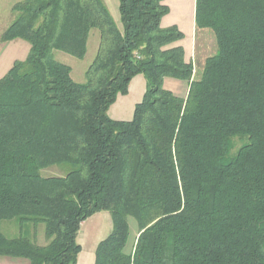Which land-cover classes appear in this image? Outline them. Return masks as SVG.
I'll use <instances>...</instances> for the list:
<instances>
[{"label": "trees", "instance_id": "trees-1", "mask_svg": "<svg viewBox=\"0 0 264 264\" xmlns=\"http://www.w3.org/2000/svg\"><path fill=\"white\" fill-rule=\"evenodd\" d=\"M119 11L123 29L103 0L13 6L2 41L30 51L0 78V257L76 264L82 223L106 210L113 228L94 264H264V0H196L195 25L217 46L198 76L185 34L164 25L165 0H119ZM93 29L79 82L54 50L84 58ZM138 74L133 118H111ZM53 165L71 168L43 176Z\"/></svg>", "mask_w": 264, "mask_h": 264}, {"label": "rangeland", "instance_id": "rangeland-1", "mask_svg": "<svg viewBox=\"0 0 264 264\" xmlns=\"http://www.w3.org/2000/svg\"><path fill=\"white\" fill-rule=\"evenodd\" d=\"M22 0H0V78L4 76L7 71L12 67L13 63L18 60H25L30 51V44L23 39H16L13 41H2V34L6 28L13 22L16 14L13 12V6ZM108 9L110 10L114 20L120 28L123 29V23L119 11V0H103ZM173 15L168 14L166 18L171 19ZM185 19V17H184ZM170 21V20H167ZM174 22H172L173 24ZM180 28V24H176ZM181 29V28H180ZM185 34L184 44H187L188 57L194 64V75L201 73L204 68L207 57L213 55L216 52V39L212 30L210 29H196L194 30L192 42L193 46H188V42L191 39V33L189 29H181ZM100 41V33L98 29L91 31L88 51L84 58H77L65 52L54 50L55 57L58 61L69 65L72 68V75L76 81H86V70L94 60L98 45ZM184 84V85H183ZM181 83L179 88H175L176 93L185 95L187 92L186 83ZM143 87L146 88V80L143 74L136 77L132 92L130 95H120L118 103L116 102L108 109V115L111 118H115V115H121V119H132L134 115V103L135 100L141 97ZM131 106H133L131 110ZM240 140H236V147L241 145ZM71 168L69 165H53L41 170L43 176H62L66 173L67 169ZM15 221H3L1 223L2 231L8 236H16L19 234V225H15ZM130 222V238L128 247L134 242L135 236L138 235L137 223L133 218H129ZM113 228V220L109 211H100L87 218L81 226L78 241L82 245V250L78 257L76 264H94L95 251L97 244L105 239ZM43 232V231H42ZM7 260L5 264H29V260L25 258H8L0 257Z\"/></svg>", "mask_w": 264, "mask_h": 264}, {"label": "crops", "instance_id": "crops-1", "mask_svg": "<svg viewBox=\"0 0 264 264\" xmlns=\"http://www.w3.org/2000/svg\"><path fill=\"white\" fill-rule=\"evenodd\" d=\"M165 3L170 7V13L169 14L173 15V17L171 19L166 18L164 20V25L165 26L173 25V24H180V28L181 29H183V30H185V29L188 30L189 29V32L191 34L194 32V30L196 31V29H197V27L195 25V3H196V0H165ZM184 17H185V19H184ZM167 20H170V21H167ZM172 22H174V23L172 24ZM191 36L192 37H191V39L188 42V46H193V44H194V42H192L193 34ZM184 45H185V47L187 46V44H184ZM139 75H141V74L136 75L132 79V81L130 83V86H129L128 95L131 94L133 83H134L136 77L139 76ZM145 80H146V78H145ZM180 83H181V86H183L184 84L182 85V83H185V82H179V81H174V80L173 81H169V82L167 81L168 87L170 89L174 90V91H175V88H179ZM186 85H187V92H186V94H187L188 90H189V85L187 83H186ZM145 90H146V88L143 87L142 93H141V97H139V98H137L135 100L134 109L133 110H135L136 104L139 103L143 99ZM120 95H118L117 100L115 101V103L118 101V98H119ZM128 95H126V96H128ZM132 108H133V106H131V110H132ZM114 117H115L114 119H117V120H131V119H121L122 118L121 115H118V114L115 115ZM6 261L7 260H4V258H0V264H5Z\"/></svg>", "mask_w": 264, "mask_h": 264}]
</instances>
